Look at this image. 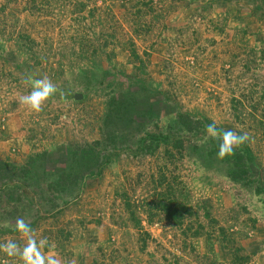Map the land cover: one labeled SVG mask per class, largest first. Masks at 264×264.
Listing matches in <instances>:
<instances>
[{
	"label": "rangeland",
	"instance_id": "1",
	"mask_svg": "<svg viewBox=\"0 0 264 264\" xmlns=\"http://www.w3.org/2000/svg\"><path fill=\"white\" fill-rule=\"evenodd\" d=\"M28 75L60 90L39 113ZM179 113L247 133V175ZM0 162V242L23 218L62 264H264V0H0Z\"/></svg>",
	"mask_w": 264,
	"mask_h": 264
},
{
	"label": "clouds",
	"instance_id": "2",
	"mask_svg": "<svg viewBox=\"0 0 264 264\" xmlns=\"http://www.w3.org/2000/svg\"><path fill=\"white\" fill-rule=\"evenodd\" d=\"M22 83L31 90L27 94L20 95L18 103L22 107L36 113L41 112L45 102L60 91L47 76L34 78L32 75H28ZM60 95L63 97L64 93L61 91ZM205 131V141L208 139L220 141L218 158L221 159L234 155L235 150L239 149L250 139L247 133L238 134L234 131L218 128L215 121L206 125ZM0 226L7 228L9 223L5 221ZM12 229L19 234L23 243L12 239L0 242V252L7 257L18 258L21 264H62L61 259L57 255L44 251L46 247H49L48 240L46 238L38 239L35 230L29 222L23 218H18L12 225Z\"/></svg>",
	"mask_w": 264,
	"mask_h": 264
},
{
	"label": "trees",
	"instance_id": "3",
	"mask_svg": "<svg viewBox=\"0 0 264 264\" xmlns=\"http://www.w3.org/2000/svg\"><path fill=\"white\" fill-rule=\"evenodd\" d=\"M175 121L176 124L179 126V128L184 131L185 133L191 134L193 132H200L202 131V128H206V125L211 124L210 122H208L207 120H200V119H195L193 117H191L190 115L186 114V113H179L176 115L175 117ZM151 139H158L160 141H164L166 140L164 136H152ZM220 141L216 140L213 145H212V149H211V153H215L218 151V145H219ZM241 152L244 156L248 157L250 156V152L249 149L247 147L246 144H244L243 146L240 147ZM72 151V150H71ZM230 157V158H229ZM71 158V159H70ZM73 156H69V159L67 160V163H65L64 165V170L65 168L68 169L70 168V161L73 160ZM75 159V158H74ZM242 159V157H240L239 155H237V153H235L234 155H230V156H226V160L223 159L224 162H228V164L230 165L229 167H231V170L236 172V173H241L243 175H247L248 173V169L245 167V171L242 170V166L241 164L238 163V161H240ZM0 170L1 171H5V173H11L14 174L15 171L19 170L13 166L4 164L2 162H0ZM66 171V170H65ZM233 172V173H234ZM232 172L230 173V178L233 179L232 177ZM79 173L76 172L75 176L78 175ZM62 176V174H61ZM60 176V177H61ZM164 209L167 210L168 208H166L164 206ZM171 215V214H170Z\"/></svg>",
	"mask_w": 264,
	"mask_h": 264
},
{
	"label": "water",
	"instance_id": "4",
	"mask_svg": "<svg viewBox=\"0 0 264 264\" xmlns=\"http://www.w3.org/2000/svg\"><path fill=\"white\" fill-rule=\"evenodd\" d=\"M74 98L77 99V98H80V96L79 95H75Z\"/></svg>",
	"mask_w": 264,
	"mask_h": 264
}]
</instances>
